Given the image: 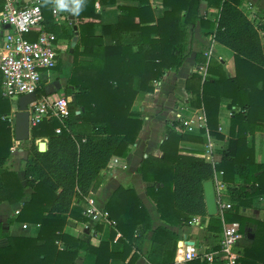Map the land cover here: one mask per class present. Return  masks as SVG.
I'll return each instance as SVG.
<instances>
[{
    "label": "trees",
    "instance_id": "trees-1",
    "mask_svg": "<svg viewBox=\"0 0 264 264\" xmlns=\"http://www.w3.org/2000/svg\"><path fill=\"white\" fill-rule=\"evenodd\" d=\"M117 1L87 0L79 15L72 14L77 23L71 21L70 28L55 21L52 5L41 6L46 30L59 39L72 41L74 25L78 26L66 88V95L75 96L76 101L69 103L65 124L51 118L34 126L25 183L6 166L14 148V130L12 105L3 96L0 75V203H19L25 190L33 189L31 198L10 222L38 225L34 236H5L8 244L0 246V264H76L82 252L95 254L96 264H134L136 253L125 261L152 229V221L132 186L118 187L105 208L113 224L112 237L120 233L122 250H112L108 241L95 245L92 236L79 231L77 225L90 219L84 214L85 205L101 183V171L113 157L129 155L143 128L144 118L134 110L135 103L153 93L167 71L180 70L191 53V32L197 24L233 51L236 75H227L223 60L199 56L207 63V75L196 71L187 79V103L191 110L204 109L206 128L179 133L175 128L179 122L169 123L160 145L162 156L148 155L137 172L150 184L148 194L166 223L185 225L199 216L218 241L225 224L239 222L240 232L251 228L253 237L238 240L243 254L236 264H264V220L242 214L264 196V163L257 162L254 143L255 134L264 131V22L257 26L242 8V0H206L208 8L219 10L216 19L202 13L204 0H159L163 8L159 17L154 0H134L138 5L119 6L116 23L102 24L96 3ZM3 7L4 0H0V12ZM60 69L58 63L55 71ZM44 86L45 81L39 95L45 94ZM223 103L231 110L227 133L219 130ZM208 135L225 143L219 162L213 164L193 154L200 149L182 153L183 141L202 144ZM40 138L48 141L45 152H40L36 143ZM215 171L223 172L232 205L222 215L208 216L203 183L213 179ZM1 227L0 223V237ZM152 239L157 243L155 250L164 251L157 253L165 254L161 264H176L177 234L159 226ZM187 264L207 262L194 259Z\"/></svg>",
    "mask_w": 264,
    "mask_h": 264
},
{
    "label": "crops",
    "instance_id": "crops-1",
    "mask_svg": "<svg viewBox=\"0 0 264 264\" xmlns=\"http://www.w3.org/2000/svg\"><path fill=\"white\" fill-rule=\"evenodd\" d=\"M206 1V0H204ZM203 1V3H204ZM242 8L248 14L249 18L258 26L264 22V0H242ZM156 7V15L159 17L162 12V3L159 0L153 1ZM99 5L101 14L102 24H114L119 18V6H136L137 1L134 0H118L116 4L102 5L100 2L96 3ZM218 9L214 7L208 8L207 1L203 4L202 13L207 14L209 17L216 19L218 15ZM1 13V12H0ZM54 19L57 23L61 24L65 28H70L71 21L77 23L76 19H73L72 13L59 12V14H54ZM100 26V25H97ZM78 27V26H77ZM191 53L183 62L182 67L179 71L169 70L164 75L163 79L160 80L155 86V91L153 93L147 94L143 99L137 101L134 105V110L141 113L144 118V125L139 133V136L132 147L129 155L125 158H120V163L115 164L112 159L108 163V166L101 171V183L96 191L91 192L89 199H93L95 207L102 213L98 217L90 218L87 222L77 225V229L81 232H88L92 236V242L98 245L100 241L110 242L112 250L120 251L122 250V244L118 242L120 233H116L115 237H112L113 224L109 218L103 213H105L106 205L113 195L115 190L120 186H132L141 201L147 208L151 221L152 229L147 232V234L138 242L139 247L133 248L129 257L125 262H128L133 254H138L137 259L134 264H161L165 261V254H157L159 252H164L163 250L156 251L157 243L153 241V230L159 226H167L172 231L177 234L178 245L182 240H189L194 242H201L202 245L214 246L217 239L214 238L210 233L207 232L205 224L201 223L192 224L188 223L185 225H170L161 219L158 212V208L154 200L148 194L149 183L144 182L142 176L137 172V168L141 164L142 160L148 155L162 156V151L160 149L161 143L166 138L167 125L174 121H177L180 108L183 106L184 101L189 97V93L186 89L187 79L191 75L198 71L201 73L200 69L204 68L206 63L199 60V56L206 58L215 57L223 60L226 64V73L228 76H235V57L232 50L227 46L219 43L213 37V34L207 35L200 24H197L191 32ZM59 39V38H58ZM72 41L65 38L59 39V47L62 53L70 52ZM68 56L69 62L67 63V71H65V65L59 71L49 75H46L44 79L45 84L51 82L54 79H61L63 86L66 88L69 86L68 80L73 68V53ZM61 54L59 57V63L61 64ZM201 56V57H202ZM63 61V60H62ZM62 66V65H61ZM57 76V78H54ZM231 110L228 109L227 104L223 103L220 111V127L222 128L220 132L227 133L229 123H230ZM32 137V135H31ZM47 141L45 138L37 139L36 143ZM30 140L27 141H17L14 140V148L10 157L7 160L6 166L10 170H14L18 173L20 179L25 183L24 168L25 165L32 160L29 155L28 148L30 146ZM48 142V141H47ZM205 143H196L190 141H183L182 146L185 151L182 153L191 154L187 150L189 149H200L201 152L193 153L196 156L203 157L207 154V149ZM255 143V155L257 162L264 163V135L263 132H257L254 136ZM212 151L209 154L215 162H219L222 159V154L220 150L225 145L222 141H217L211 138ZM207 160V159H206ZM208 161V160H207ZM210 162V161H208ZM226 184V183H225ZM33 189L27 188L25 190V197L19 203H10L9 201H4L0 203V223L2 224L0 246H5L8 244V239L5 237L8 234L14 235H31L34 236L38 232V225L28 224V228L24 229L22 222H10L13 217L18 214L24 202L31 198ZM222 201L227 203L230 202V197L226 188L223 191ZM88 207V203L85 205ZM246 216L256 217L264 220V196L257 201L256 206L251 209H247L242 213ZM220 215V214H219ZM201 222V218L197 216ZM29 228L32 229L31 233H27ZM137 234V233H136ZM253 233L251 228L247 229L242 233V238H252ZM239 239V240H240ZM180 242V243H179ZM177 245V246H178ZM240 257L243 254V249L241 246L237 247ZM97 257L93 253H84L78 257L76 264H96ZM114 262H121L120 260H115ZM175 263L176 256H175ZM260 264V263H259Z\"/></svg>",
    "mask_w": 264,
    "mask_h": 264
},
{
    "label": "built area",
    "instance_id": "built-area-1",
    "mask_svg": "<svg viewBox=\"0 0 264 264\" xmlns=\"http://www.w3.org/2000/svg\"><path fill=\"white\" fill-rule=\"evenodd\" d=\"M54 14H59V12ZM7 25L10 27L5 40ZM33 34H37L35 39L30 38ZM0 35L3 38V43L0 45L2 90L3 96L8 98L12 105L13 125L15 114L19 109V98L28 93L37 95V99L29 103L27 107L31 134L34 126L45 119L57 118L65 124L70 116L69 103L74 100L61 92L51 95L38 94V89L42 86L46 75H49L57 67L60 57L59 39L54 32L46 30L45 17L38 0H4V7L0 13ZM206 66L207 63L204 68L200 69L203 76L207 75ZM188 100L189 97L186 98L179 110L177 119L179 123L175 127L179 133L195 132L206 128L204 109L191 110L188 107ZM76 109L80 110L78 107ZM221 129L219 127V130ZM56 132L61 133V128H57ZM205 147L207 154L203 158L213 164L216 163L209 155L212 151L209 135ZM112 162L118 164L120 158L113 157ZM212 180L216 188L219 214L222 215L224 210L232 205L230 202L222 201L223 191L226 188L223 172L215 171ZM87 200L88 207L84 214L95 219L102 213L95 207L93 199L88 198ZM245 211L246 209H243L242 212ZM16 213L18 214L19 211ZM103 215L108 217L107 212ZM190 223L201 224L197 216ZM23 228H28V224L24 223ZM241 237L240 223L232 222L224 225L223 234L214 246L197 245L194 241L182 240L177 246L176 262L177 264H187L194 259H200L206 261L207 264H214L217 261L222 264H236L240 257L237 251V242ZM215 247L217 249L213 250Z\"/></svg>",
    "mask_w": 264,
    "mask_h": 264
},
{
    "label": "water",
    "instance_id": "water-1",
    "mask_svg": "<svg viewBox=\"0 0 264 264\" xmlns=\"http://www.w3.org/2000/svg\"><path fill=\"white\" fill-rule=\"evenodd\" d=\"M31 1V0H27ZM206 3V1H204ZM9 25L6 26L5 30V40L6 35L8 34ZM77 25H74V29L76 30V34L72 39L70 53L74 52V48L77 45L79 36L77 31ZM63 88V84L61 79H54L51 82L45 84V94L51 95L59 92ZM37 99V95L35 93H28L24 94L19 98V109L15 114L14 120V134L15 140L17 141H27L30 140L31 131H30V123H29V112L27 110L28 104L35 101ZM81 110H77V113H80ZM39 151L45 152L48 149V142L42 141L38 143ZM204 195H205V202L208 216H217L219 215V208L217 202V195H216V188L214 181L207 180L203 183ZM180 243V242H179Z\"/></svg>",
    "mask_w": 264,
    "mask_h": 264
},
{
    "label": "clouds",
    "instance_id": "clouds-1",
    "mask_svg": "<svg viewBox=\"0 0 264 264\" xmlns=\"http://www.w3.org/2000/svg\"><path fill=\"white\" fill-rule=\"evenodd\" d=\"M41 6H53L54 13L57 12H71L74 15H79L84 10L87 4V0H38ZM96 10L99 11V5L97 4Z\"/></svg>",
    "mask_w": 264,
    "mask_h": 264
},
{
    "label": "rangeland",
    "instance_id": "rangeland-1",
    "mask_svg": "<svg viewBox=\"0 0 264 264\" xmlns=\"http://www.w3.org/2000/svg\"><path fill=\"white\" fill-rule=\"evenodd\" d=\"M59 53L62 55L61 58H62V60H63V61L61 60V64H60V66L62 65L61 68H63V66L65 65V71H67V70H66V69H67V63L69 62V60H68L67 58H68V56L71 55V54H70V52L62 53L61 50H59ZM51 72H52V74H54L56 71H55V69H54V70H52ZM59 92H61V93L64 94L65 96H67V95H66V94H67V91H66V87H65V86H63V88H62ZM70 97H71L72 100L76 101L75 96L71 95ZM13 130H14V125H13ZM31 135H32V134H31ZM13 139L15 140V134H14V136H13ZM25 232H27V233H31V232H32V229L29 228V229H28L27 231H25ZM200 243H201V242L198 241L196 244H197V245H200Z\"/></svg>",
    "mask_w": 264,
    "mask_h": 264
}]
</instances>
